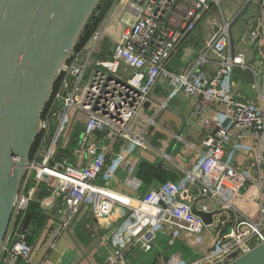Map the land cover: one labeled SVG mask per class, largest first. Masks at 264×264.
Wrapping results in <instances>:
<instances>
[{
	"label": "built area",
	"instance_id": "obj_1",
	"mask_svg": "<svg viewBox=\"0 0 264 264\" xmlns=\"http://www.w3.org/2000/svg\"><path fill=\"white\" fill-rule=\"evenodd\" d=\"M221 3L117 0L89 39L74 48L42 112L40 140L20 184L0 248V264L29 263L31 224L25 226L24 217L35 201L48 217L61 205L63 228L80 207L89 209L96 221L109 222L110 264H122L133 249L151 251L159 234L174 237L182 232L197 251L192 261L166 264H227L264 244L263 83L260 91L254 70L243 54L232 49V27L220 10ZM245 6L253 9L260 27L245 22L243 40L250 45L264 43V0H244ZM216 10L219 19L195 45L193 62L182 72L169 70L177 50L191 36L197 38L206 16ZM113 20L121 24L122 31L110 57L100 58V44ZM236 72L252 74L255 99L244 98L238 91ZM161 82L167 85L168 94L157 112L166 110L177 94H185L193 100V117L202 133L196 163L186 171L184 184L166 181L140 198L99 186L96 181L114 156L111 146L115 142L144 148L142 135L153 121L145 118L136 134L131 126L142 117L151 92ZM215 105L222 106L226 116L209 115ZM70 145V152L63 153ZM124 164L130 178L134 166L127 160ZM132 186L138 187L136 183ZM43 190L46 194L38 200ZM114 195L125 196L126 202ZM200 199L216 202L217 216L225 215V224H214L217 216H213L206 225L194 215V208L210 213L206 205L198 206ZM211 230L209 242L206 236Z\"/></svg>",
	"mask_w": 264,
	"mask_h": 264
},
{
	"label": "crops",
	"instance_id": "obj_2",
	"mask_svg": "<svg viewBox=\"0 0 264 264\" xmlns=\"http://www.w3.org/2000/svg\"><path fill=\"white\" fill-rule=\"evenodd\" d=\"M232 4L229 14H225L222 5ZM244 0H222L220 10L231 24V43L234 52L241 53L245 62L254 70L256 81L261 91L264 80V43L259 41L255 45L246 43L241 35L242 24L252 21L257 28L260 27V19L255 18L251 7H243ZM125 20L127 14L123 17ZM243 22V23H242ZM211 21L207 18L195 35L184 42V45L177 50L168 65L173 72H182L189 67L195 59V45L202 40L204 31H208ZM122 26L117 21H112L107 28L104 41L100 44L99 57L109 58L113 44L118 40ZM235 81L237 89L244 98L255 99L256 91L253 88V77L248 72H236ZM167 85L164 82L158 84L150 94L149 100L141 111L142 117L136 119L132 126V133H139L143 128L145 118L154 119L155 125L145 129L142 135L143 147L132 146L129 142H115L111 149L114 153L103 169L96 183L99 186L111 189L131 198H140L148 190L158 187L161 183L169 181L179 185L184 184L186 171L190 170L197 160V150L202 138L199 123L193 117V100L185 94L179 93L169 100L166 110L157 112L159 104L165 101L168 94ZM213 118L220 119L226 116L222 106H212L208 112ZM108 144V142L106 143ZM195 147V148H194ZM73 162L76 158L73 157ZM132 164L131 177H127L125 161ZM137 184V188L132 186ZM206 205L210 213L217 211L216 203L200 199L198 206ZM264 205V195H263ZM218 212V211H217ZM45 221L33 236L31 229L28 233L32 238L29 243L33 252L28 264H110L113 258V248L109 243V235L112 228L109 222L96 221L89 209L83 208L71 227L69 233L79 246L80 250L87 255V260H82L80 250L76 248L66 233V227H62L64 214L61 205L51 211L50 218ZM215 218V216H214ZM218 221V222H217ZM226 222V216L220 215L214 219V224ZM220 226V225H219ZM212 230L206 236L210 242ZM182 232H177L174 237L167 234H159L160 239H179ZM168 236V237H167ZM179 243V241H177ZM154 246V245H153ZM153 248V247H152ZM154 249V248H153ZM133 249L126 253L125 261L122 264H146L149 262L153 252H146L137 257ZM177 257L190 261L194 254L190 250H175ZM169 255V254H168ZM168 257V256H167ZM138 258V260H137ZM181 260V261H184Z\"/></svg>",
	"mask_w": 264,
	"mask_h": 264
},
{
	"label": "water",
	"instance_id": "obj_3",
	"mask_svg": "<svg viewBox=\"0 0 264 264\" xmlns=\"http://www.w3.org/2000/svg\"><path fill=\"white\" fill-rule=\"evenodd\" d=\"M99 3L100 0H0V248L40 134L42 112L89 19L100 14ZM82 209L66 226L67 235L79 250L69 231ZM193 213L206 225L220 214L195 208ZM80 253L81 261L87 260V255L81 250ZM227 264H264V244Z\"/></svg>",
	"mask_w": 264,
	"mask_h": 264
},
{
	"label": "rangeland",
	"instance_id": "obj_4",
	"mask_svg": "<svg viewBox=\"0 0 264 264\" xmlns=\"http://www.w3.org/2000/svg\"><path fill=\"white\" fill-rule=\"evenodd\" d=\"M101 1V0H100ZM107 1V3H109L108 5H110V7L117 1V0H106ZM232 4L233 3H230V4H223L222 5V8H223V10H224V12H225V14H229V12L231 11V8L233 7L232 6ZM109 7V8H110ZM109 8L107 9V11L109 10ZM106 11V12H107ZM207 18H209L210 19V21H211V24L213 23V22H217L218 21V19H219V15H218V12H217V10L216 11H213V12H211V13H209L207 16H206V19ZM243 23V22H242ZM244 24V23H243ZM243 24H242V26H243ZM210 28V27H209ZM205 35H206V31H204V33H203V35H202V37L203 38H205ZM153 121V124H151V125H155V122H154V119L152 120ZM150 125V126H151ZM242 193H244V192H242ZM242 197L244 196V194H240ZM216 202H214V204H215ZM216 207H218V206H216ZM30 231V230H29ZM168 237V236H167ZM181 240H177V239H170V238H168L167 240L166 239H163V241H162V239H160L158 236H157V238H156V241H155V243H154V246H153V248H152V250L150 251V252H152L151 253V255L149 256L150 257V259H149V262L148 263H146V264H166V263H168V262H172V261H175V260H184V259H180L179 257H177L176 255H173V254H175L174 252H175V250H182L183 249V247H184V249H186V250H190L191 251V253H193L194 252V254L192 255L194 258L192 259V260H194L195 258H196V253H197V251H196V247L194 246V245H192L191 244V242H190V240H188V237H185L184 235H181V238H180ZM177 241H179V243L177 242ZM146 254V252H143V251H141V250H137V251H135L134 252V254L137 256V257H139L141 254ZM169 254V255H168ZM168 256V257H167ZM137 260H138V258H137ZM192 260H190V261H192ZM184 262H189V261H185L184 260ZM140 264V263H139Z\"/></svg>",
	"mask_w": 264,
	"mask_h": 264
},
{
	"label": "trees",
	"instance_id": "obj_5",
	"mask_svg": "<svg viewBox=\"0 0 264 264\" xmlns=\"http://www.w3.org/2000/svg\"><path fill=\"white\" fill-rule=\"evenodd\" d=\"M108 4L109 3H107L106 0L100 1L99 6L97 8L100 11V14L98 16H92L89 19L88 24L85 26V28H84V30H83V32H82V34L78 40L77 48L79 46H81L82 44H84L89 39V37L91 36L93 31L100 24L102 19L105 17V15L107 14L106 11L111 5V4L110 5H108ZM57 82H58V80H57ZM57 82L54 85L55 88L58 84ZM77 137H78V130H76V133H75V138H77ZM39 140H40V137H37L35 140L34 146H33L32 151H31V157L37 148ZM75 143H76V141H73L71 144H75ZM72 147L73 146L70 145L68 148L63 150V153H66V154L69 153ZM45 194H46V192L44 190L41 191L38 194V200L41 199L42 197H44ZM44 221H45V216L41 213L39 202L38 201L32 202L29 205V207L25 213L24 225L29 226L31 224V234L33 233V236H34L35 234H37V230L39 229V227L41 226V224ZM32 238L30 237V234H29L27 236V241L29 242V240H31Z\"/></svg>",
	"mask_w": 264,
	"mask_h": 264
},
{
	"label": "bare ground",
	"instance_id": "obj_6",
	"mask_svg": "<svg viewBox=\"0 0 264 264\" xmlns=\"http://www.w3.org/2000/svg\"><path fill=\"white\" fill-rule=\"evenodd\" d=\"M114 197H116V199H119L121 202H126V197L122 196V195H114Z\"/></svg>",
	"mask_w": 264,
	"mask_h": 264
}]
</instances>
